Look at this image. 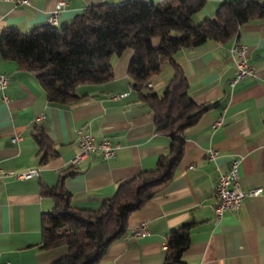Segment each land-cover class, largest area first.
I'll use <instances>...</instances> for the list:
<instances>
[{"label":"crops","instance_id":"crops-1","mask_svg":"<svg viewBox=\"0 0 264 264\" xmlns=\"http://www.w3.org/2000/svg\"><path fill=\"white\" fill-rule=\"evenodd\" d=\"M56 1L22 5L0 0V34L9 28L28 33L46 24ZM102 1L107 0H64L55 26L62 28L88 5ZM223 1L231 0H204L193 22L213 18ZM234 39L247 46L255 76L231 87L235 68L229 47ZM158 41L153 38L152 44ZM133 53L126 48L114 55L112 78L77 85L74 92L80 98L71 103L49 101L35 73L0 57V74L9 77L0 92V167L13 172L37 169L30 178L0 176V264H50L64 252L43 248L41 233L42 215L54 207L41 189L55 186L64 169L74 170L63 179L72 205L94 209L120 182L152 169L168 153L169 136L155 131L152 108L129 80ZM174 58L187 78L191 99L213 105L184 130L183 156L173 177L130 213L126 233L109 244L98 264H162L169 232L186 223L185 264H264V194L246 197L218 221L213 212L215 184L234 158L239 159L243 187L264 186V19L244 23L226 42L207 40L178 50ZM172 75V67L163 62L150 77L151 91L161 96ZM36 127L44 130L54 152L45 159L33 138ZM78 129L94 141L106 139L116 146L114 157L104 159L96 150L71 165ZM142 222L149 234L134 237L132 230Z\"/></svg>","mask_w":264,"mask_h":264},{"label":"trees","instance_id":"trees-1","mask_svg":"<svg viewBox=\"0 0 264 264\" xmlns=\"http://www.w3.org/2000/svg\"><path fill=\"white\" fill-rule=\"evenodd\" d=\"M204 0L102 1L88 5L62 28L48 23L28 33L5 29L0 34V57L16 62L19 69L36 74L49 101L71 103L79 84L112 78L114 55L133 49L128 77L140 97L152 108L157 133L169 136V151L155 166L120 182L113 194L94 209L72 205L63 179L74 172L64 169L55 186L42 187L54 207L43 213V248H63L50 264H98L109 244L127 231L131 212L139 209L173 177L180 162L184 130L211 106L197 104L188 94V81L174 54L207 40L226 42L249 21L264 19V0H231L219 4L213 18L193 22ZM158 38L154 46L152 39ZM167 62L173 75L161 96L150 89V77ZM33 138L43 151L52 152L44 130L36 127ZM190 223L169 232L162 264H185Z\"/></svg>","mask_w":264,"mask_h":264},{"label":"built area","instance_id":"built-area-1","mask_svg":"<svg viewBox=\"0 0 264 264\" xmlns=\"http://www.w3.org/2000/svg\"><path fill=\"white\" fill-rule=\"evenodd\" d=\"M18 4H29L30 0H14ZM64 0H57L53 10L49 13L46 23L54 26L59 10L64 6ZM230 55L234 63L235 74L230 81V86L233 87L237 82L246 77L255 76V70L250 65L247 57V46L240 43L237 39L231 42L229 47ZM9 81V77L6 74H0V92L6 87ZM151 86V84H150ZM218 124V121L214 125ZM77 147L78 151L70 164L75 166L81 160L87 158L92 152L99 150L104 159H110L114 157L116 146L112 145L108 140L103 139L101 141H94L93 137L78 129L77 131ZM17 137L11 138L12 142H15ZM216 151L210 152V157L213 158L216 155ZM239 159L234 158L230 162L229 168L220 174L217 183L214 188V197L216 202L213 205L214 220L218 221L224 211L237 210L242 201L249 196H256L264 194V186H252L243 187L239 181ZM37 174V169H28L23 172H13L11 170H4L0 167V176H12L15 178H30ZM149 234L148 225L146 222L140 223L132 230L134 237H143ZM164 248V245H163ZM166 248H164L165 250Z\"/></svg>","mask_w":264,"mask_h":264},{"label":"bare ground","instance_id":"bare-ground-1","mask_svg":"<svg viewBox=\"0 0 264 264\" xmlns=\"http://www.w3.org/2000/svg\"><path fill=\"white\" fill-rule=\"evenodd\" d=\"M55 24H56V23H55ZM55 24H54V26H55ZM150 84H151L150 82H149V83H147V85H148V86H150Z\"/></svg>","mask_w":264,"mask_h":264},{"label":"rangeland","instance_id":"rangeland-1","mask_svg":"<svg viewBox=\"0 0 264 264\" xmlns=\"http://www.w3.org/2000/svg\"><path fill=\"white\" fill-rule=\"evenodd\" d=\"M201 21V20H200ZM197 23H199V22H196L195 24H197Z\"/></svg>","mask_w":264,"mask_h":264}]
</instances>
